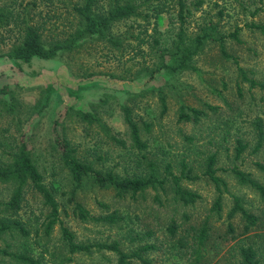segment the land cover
Returning a JSON list of instances; mask_svg holds the SVG:
<instances>
[{
    "label": "rangeland",
    "instance_id": "1",
    "mask_svg": "<svg viewBox=\"0 0 264 264\" xmlns=\"http://www.w3.org/2000/svg\"><path fill=\"white\" fill-rule=\"evenodd\" d=\"M11 1L2 3L8 5ZM21 1L28 0H15L16 7ZM176 1L139 0L141 8L137 17L116 21L108 30L121 45L91 38L76 51L54 60H33L31 64L0 57V88L7 85L15 102L9 110L1 100H9V96L0 95V163L5 164L12 150L9 145L19 140L26 142L44 183L59 204L60 223L79 242L119 240L129 250L128 232L133 230L142 236L151 231L147 241L154 243L156 249L144 254L151 264H194V229L208 217L210 232L201 246L202 264H238V249L247 245L256 250L259 264H264V202L231 172V168L237 167L264 185V173L255 166L256 162L264 164V141L255 150L257 121L264 131V0H201L200 6L196 5L198 0H186L190 11L186 38L193 39L205 22L216 25L217 35L238 29V41L225 39V49L232 58H224L218 43L211 42L193 57V69L180 73L157 72L160 51L152 47V40L159 38L161 49L172 48L178 30ZM37 3L35 15L43 8L41 2L37 0ZM107 4L108 0H99L102 9ZM60 6L52 5L58 13ZM157 9L163 12L157 13ZM64 13L55 26L79 25L76 16ZM145 14L149 15L148 21ZM47 25L51 30L55 28L50 23ZM238 66L247 78L257 82L256 86L242 79ZM180 104L205 110L207 116L197 122L179 121ZM124 105L131 109L139 124L144 121L150 125L149 131L141 132L147 146L144 150L131 143L121 109ZM206 105L215 109L210 110ZM85 111L95 114L98 121L83 120L80 114ZM62 137L74 156L96 170L113 171L121 177L143 174L148 162L154 163L160 177L165 175L167 164L178 175L184 162L191 170L190 175L199 177L183 178L182 186L198 198L188 205L175 200L170 182L165 191L147 190L135 198L118 197L111 187L100 188L85 179L74 190L75 202L91 216L117 211L125 220L116 226L82 221L73 213V203L69 200L75 184L61 157ZM237 140L247 145L239 158H235ZM212 154L216 155V174L226 182L219 214L212 209L218 191L204 175L206 160ZM14 187L12 182H0V217L19 220L29 234L23 237L16 230L8 231L0 237V248L9 244L15 250L24 244L33 254L47 250L45 261L63 264L66 250L59 223L49 234H44L43 222L49 210L28 184L23 188L18 213L11 216L6 202ZM234 196L258 218L257 224L246 233L245 220L239 212L231 218L227 216ZM172 221L179 227L176 236L170 238L166 228ZM181 237L186 240L183 247L177 242ZM72 258L78 264H115L116 261L115 255L106 251L75 254ZM0 264L14 263L0 256ZM129 264L140 262L132 260Z\"/></svg>",
    "mask_w": 264,
    "mask_h": 264
},
{
    "label": "trees",
    "instance_id": "2",
    "mask_svg": "<svg viewBox=\"0 0 264 264\" xmlns=\"http://www.w3.org/2000/svg\"><path fill=\"white\" fill-rule=\"evenodd\" d=\"M0 0V57L16 62L31 64L33 60H54L63 54L76 51L84 45V41L91 38L104 39L114 46L121 45V42L109 35L108 30L116 21L128 18H135L139 15L141 5L139 0H108L107 8L102 9L99 6V0H38L42 3L45 10H38L35 15V8L37 0H28L26 3L21 1L18 7L15 5V0H12L8 5L2 3ZM201 0H198L196 5H201ZM61 4L60 12L54 11L52 5ZM178 11L176 19L178 23V30L172 48L161 49L159 47V38L152 40L154 49L160 51L158 60L159 65L156 71H167L171 73H180L188 69H193L192 59L196 56L202 48L211 42L218 43L219 52L224 58H232L225 49V39L230 37L238 41V29L226 35L215 34L216 25L212 22H205L199 26L198 32L190 41L185 35V25L190 14L187 8L186 0H177ZM58 7V6H57ZM62 9V10H61ZM99 9V10H97ZM53 11V13H52ZM64 14H71L76 16L78 26L59 28L55 24L59 22L61 16ZM163 10L157 9L158 12ZM157 15V14H155ZM148 21L149 15H144ZM50 23L55 26L50 29L47 25ZM253 27H258L253 25ZM63 29V30H62ZM169 60H166L165 58ZM237 63V60L233 58ZM238 71L243 80H247L250 86H256L257 82L251 78H247L244 70L238 66ZM262 87L261 84H259ZM0 95L9 96V100L1 99L7 105L9 110H12L15 102L7 85L0 88ZM163 111L166 109L164 99H161ZM208 109L214 110L215 107L206 105ZM122 113L125 125L128 128L131 143L135 145L138 150L147 148L146 142L141 139V132L149 131L150 125L142 121L139 124L132 116L131 109L126 105L122 106ZM83 120L88 122L98 121L95 114L85 111L81 115ZM207 116L205 110L189 107L180 104L179 107V121L197 122L201 117ZM100 125H103L99 122ZM103 127H105L103 125ZM257 129V141L255 150L261 148L264 141V131L260 121L255 124ZM64 136V135H63ZM110 138L117 143H122L118 138L110 135ZM61 143V157L69 170L75 188L72 190L69 200L73 203V213L77 215L82 221L102 222L109 226H116L124 221V217L120 216L117 211H112L102 216H91L83 206L75 202L74 190L80 186L85 179H90L100 188L111 187L115 190L118 197L130 196L135 198L137 195L144 194L147 190L160 189L165 191V186L170 182L174 199L182 202L184 205L193 204L198 198V195L182 186V179H197L199 176H191V170L184 162L181 164L180 174L172 172L170 165H166L165 175L160 177L158 169L152 162H148L147 170L143 174H133L132 176H124L114 173L113 171L96 170L91 164L77 158L73 155V150L69 148L68 142L64 137L60 140ZM15 146V147H13ZM12 150L8 152L5 164L0 163V182L14 183L15 187L6 202V209L10 215H15L20 209V202L23 198V188L28 184L34 191L39 194L43 200L44 205L48 208L49 214L46 217V222H43L44 234H49L54 225L59 223L61 232V241L66 250L64 263L78 264L72 258L75 254H91L93 252H110L115 255V264H129L132 260H137L140 264H151L149 260L144 257V254L155 250L156 245L149 243L147 239L152 236L151 231L145 232L144 235L138 233L128 232L129 250H125L119 240L103 241V242H79L76 240L74 234L59 221V204L54 197L53 191L44 183L43 175L40 173L33 158L30 156L28 146L23 140H19L13 145ZM247 148L246 144L237 140L235 146V158H239L243 151ZM216 155H210L206 160L204 175L214 184L218 191V196L213 203L212 209L217 214L221 211L222 187H226V182L223 178L216 174L215 168ZM255 166L264 173V164L256 162ZM231 172L237 180L252 190H254L264 202V185L254 179L250 174L238 169L231 168ZM156 199L157 196H155ZM237 212L245 220L244 232H248L258 222V218L243 207L241 199L237 196L233 197V205L229 210L228 218L233 217ZM178 225L172 221L167 225V232L170 238L176 236ZM228 229L232 231V226L228 224ZM12 230L20 232L23 237L29 234L27 228L23 223L17 219L10 217H0V237ZM210 226L209 218L207 217L201 226L194 229L193 241L196 248L193 249L195 256L194 264H202L201 246L205 243L209 236ZM134 234V235H132ZM146 238V239H144ZM137 243L134 247L132 245ZM181 247L186 244V240L181 237L177 239ZM47 250L38 254H33L32 251L24 244L17 246L15 250L10 249V245L1 249L0 256L7 258L10 263L14 264H52L48 260L45 261V253ZM239 263L238 264H259L256 250L251 246H240L238 249ZM63 263V264H64Z\"/></svg>",
    "mask_w": 264,
    "mask_h": 264
}]
</instances>
